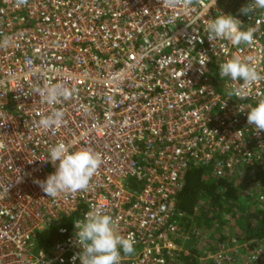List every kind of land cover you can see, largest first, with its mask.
<instances>
[{"label":"built area","instance_id":"2783aa9c","mask_svg":"<svg viewBox=\"0 0 264 264\" xmlns=\"http://www.w3.org/2000/svg\"><path fill=\"white\" fill-rule=\"evenodd\" d=\"M250 2L202 0L182 11L160 0H0V264H81L75 221L95 208L134 237L120 264H185L189 222L177 196L193 168L255 193L264 207V131L239 110L264 98V80L241 100L228 97L240 82L219 77L221 63L264 46V9L239 11ZM219 14L255 28L256 45H212L206 23ZM56 83L74 88L73 98L49 106L33 94ZM53 108L65 123L44 131L37 121ZM58 142L103 162L86 191L48 198L34 181L55 172L44 159ZM49 227L58 241L48 255L37 234ZM227 244L198 264H236L239 244Z\"/></svg>","mask_w":264,"mask_h":264},{"label":"clouds","instance_id":"9594fccd","mask_svg":"<svg viewBox=\"0 0 264 264\" xmlns=\"http://www.w3.org/2000/svg\"><path fill=\"white\" fill-rule=\"evenodd\" d=\"M15 2L17 7L27 4V0ZM201 2L202 0H160L162 7L182 11H190ZM257 9H264V0H251L239 11L248 17ZM241 24L230 14H219L214 19L207 20V37L212 45L216 40H227L233 47L241 44L256 45L255 28L242 30ZM261 64H264V46L256 47L253 55H233L219 65L221 79L228 77L233 82H240L228 92L229 98L248 99L253 87L264 80V74L259 69ZM74 93V88L63 83L33 87V94H38L39 100L49 106L57 104L61 99H72ZM245 109L248 110L247 123L254 126V132L264 131V98L259 99L255 106L239 108L240 111ZM64 116L62 110L53 108L47 115H41L37 126L44 131H54L65 123ZM3 147L0 144V149ZM44 160L56 166V170L46 179L34 182L48 198L86 191L103 162L99 153L87 148L70 151L69 146L63 142L51 147ZM75 228L76 244L81 250L73 259L78 258L81 264H120L121 252L130 255L135 251L133 235L118 234L114 218L100 208L89 210L82 221H75Z\"/></svg>","mask_w":264,"mask_h":264},{"label":"trees","instance_id":"16d2710c","mask_svg":"<svg viewBox=\"0 0 264 264\" xmlns=\"http://www.w3.org/2000/svg\"><path fill=\"white\" fill-rule=\"evenodd\" d=\"M131 186L136 185L131 182ZM240 194L233 182L214 178L206 169L193 168L188 172L184 188L177 196V209L185 214L188 219L187 230L189 231L191 226L194 227L191 229L193 233L197 229L214 228L215 220L221 227V222L224 219L222 213L227 212V210V213H231L233 209L242 211L243 216L239 219L245 226L242 241L248 243L249 252L247 255L261 249L262 259L258 264H264V207L251 209L252 206L248 205L245 208V203L240 202ZM201 202L204 203L203 206L200 204ZM236 204L238 205L236 206ZM218 230L221 231V229ZM190 237L193 238V234ZM197 238L199 239L198 236L194 239L195 248L192 250V255L185 258V264H198L197 257L201 255L202 251L199 249ZM57 241V227H49L37 234L38 249L43 250L48 255L52 253Z\"/></svg>","mask_w":264,"mask_h":264},{"label":"rangeland","instance_id":"374dc122","mask_svg":"<svg viewBox=\"0 0 264 264\" xmlns=\"http://www.w3.org/2000/svg\"><path fill=\"white\" fill-rule=\"evenodd\" d=\"M209 173V170H208ZM210 174V173H209ZM211 175V174H210ZM247 180V179H246ZM240 185V183H239ZM240 191V188H237ZM240 195H241V199L240 202L241 203H245L244 206L246 208V206H252L251 209H261V204L256 202V198L257 195L254 193V195H246L244 192L240 191ZM250 199V200H249ZM239 204V203H238ZM236 204V206L238 205ZM233 209V208H232ZM250 211V210H249ZM228 212V210H227ZM224 212L222 213V218H224L221 222L222 226L220 227L219 223H216L215 220V227L206 230H196L198 233L196 232H191V229H194L193 226H191V229L189 230V234H193V238H189V240L186 242V247L185 248H190L191 250H193L195 248L194 245V239H196V236L199 237V249L202 251L201 254L203 253H207V252H211L213 250H215L217 248V246L219 244L225 243V245L227 243H229L230 247L232 250H235L234 247V241H236L239 244V249L242 252H239V261L240 264H245L244 261L246 260V257L248 256V249H247V242H243L242 239L244 238V232H245V226H243L242 221L239 219V217L243 216V212L242 211H237L236 209H233L231 211V213H227ZM240 212V213H238ZM237 216H236V215ZM238 219V220H237ZM218 229H221L218 230ZM190 234V235H191ZM189 235V236H190ZM241 240V243H240ZM233 242V243H232ZM228 245V244H227ZM258 252L262 253V250L259 249ZM238 262H236V264H239Z\"/></svg>","mask_w":264,"mask_h":264}]
</instances>
